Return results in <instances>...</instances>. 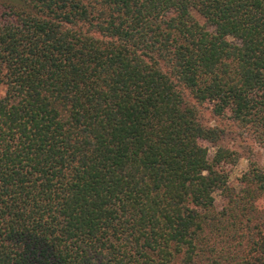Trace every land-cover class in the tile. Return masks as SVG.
Masks as SVG:
<instances>
[{"label":"trees","instance_id":"16d2710c","mask_svg":"<svg viewBox=\"0 0 264 264\" xmlns=\"http://www.w3.org/2000/svg\"><path fill=\"white\" fill-rule=\"evenodd\" d=\"M0 87V264H264V0H0Z\"/></svg>","mask_w":264,"mask_h":264},{"label":"rangeland","instance_id":"374dc122","mask_svg":"<svg viewBox=\"0 0 264 264\" xmlns=\"http://www.w3.org/2000/svg\"><path fill=\"white\" fill-rule=\"evenodd\" d=\"M2 87H0V95L2 94ZM199 120L203 125L213 126L219 125L223 127V136L218 141V145L228 147L235 150L238 153V158L235 163L226 165L227 181L228 185L232 187L238 186V178L241 173L246 170L248 163L255 162L257 164L264 163V147L256 145L249 137L245 134L241 136L235 131V129L228 121L224 118L213 116L208 110H201ZM208 154L211 155L213 147L209 144ZM222 199L214 195L215 208H219L222 205Z\"/></svg>","mask_w":264,"mask_h":264}]
</instances>
